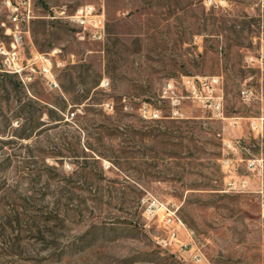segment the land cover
<instances>
[{"label": "rangeland", "instance_id": "374dc122", "mask_svg": "<svg viewBox=\"0 0 264 264\" xmlns=\"http://www.w3.org/2000/svg\"><path fill=\"white\" fill-rule=\"evenodd\" d=\"M33 1L22 59L65 66L0 70V264H264V0Z\"/></svg>", "mask_w": 264, "mask_h": 264}, {"label": "built area", "instance_id": "2783aa9c", "mask_svg": "<svg viewBox=\"0 0 264 264\" xmlns=\"http://www.w3.org/2000/svg\"><path fill=\"white\" fill-rule=\"evenodd\" d=\"M219 0H204L205 4L217 5ZM4 4L7 11V22H3L4 33L9 39V43L6 44L0 41V70L4 73L15 75L20 77L23 82L30 81L32 79V73H39L44 77L48 84L56 86L53 79V69L56 66L61 68L65 66V61L57 58L53 63L51 56H58L61 53L60 49H54L52 53L39 54L32 53V56L25 64L21 50L24 48L26 40L30 37V25L34 19V1L33 0H4ZM65 14V11L62 12ZM66 18L74 25L82 29L83 33H88L89 37L95 41H101L106 36V19L103 13L97 11L93 5H84L79 7L74 14L66 16ZM258 63L260 67L264 66V54L260 57H251L250 63ZM29 70L30 73H27ZM214 83H218V79L211 82V86L214 87ZM185 85H189L193 88V92L196 93V84L193 79L187 78ZM241 96L244 101H251L254 97L253 91L249 89H243ZM220 110V106H217ZM222 116V113L219 114ZM236 188V187H234ZM167 224L170 227L176 225L174 214L170 211L168 213ZM182 224V223H181ZM178 228L172 229L170 232V240H163L164 247L174 249L180 256L189 253L193 260L201 261V254L194 246L184 243L178 236Z\"/></svg>", "mask_w": 264, "mask_h": 264}]
</instances>
